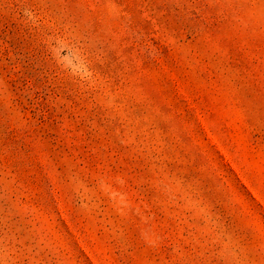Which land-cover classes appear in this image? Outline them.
I'll use <instances>...</instances> for the list:
<instances>
[{"label":"rangeland","instance_id":"rangeland-1","mask_svg":"<svg viewBox=\"0 0 264 264\" xmlns=\"http://www.w3.org/2000/svg\"><path fill=\"white\" fill-rule=\"evenodd\" d=\"M0 264H264V0H0Z\"/></svg>","mask_w":264,"mask_h":264}]
</instances>
